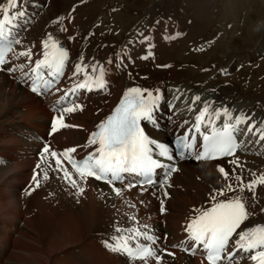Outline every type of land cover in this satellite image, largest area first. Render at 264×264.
<instances>
[{
    "label": "bare ground",
    "instance_id": "6f19581e",
    "mask_svg": "<svg viewBox=\"0 0 264 264\" xmlns=\"http://www.w3.org/2000/svg\"><path fill=\"white\" fill-rule=\"evenodd\" d=\"M25 1H29L32 5L18 0V9L12 10L16 18L10 26V39L18 40L19 43H13V48L5 58V64L1 67V69L10 67L13 71L0 70V264H50L48 253H43L38 248L39 246H36V241L32 236L34 227L28 219L27 211L24 212L23 202L18 195L20 187L30 181V179L27 181L28 173L35 171L32 167L36 163L37 149H43L45 145H48L50 151L61 153L66 148L75 147L76 151L71 155L75 158L82 157L87 153L88 146L86 145L90 134L97 130V126L102 120L106 119L124 91L135 86L151 89L154 94L155 90L159 89L161 99L153 113L156 124L155 126L151 124L146 126L148 136L157 142L166 143L174 135L183 133L184 129L190 128L195 123V116L204 107L205 102L208 103L209 108L202 123L201 132L206 129L211 130L213 126L207 124L208 115H212L214 126L220 128L219 124L223 123V115L220 118L214 116V112L218 108L224 107L229 111L233 110L232 106H235L238 109L237 116L243 115L248 118L246 122L238 125L242 126L246 134L243 136L240 150H237L231 158L213 162L194 161L190 157L181 158L177 160L176 168L178 170L169 174L166 181L164 178L162 183L165 186L163 188L160 186L161 183L157 182L149 187H142L144 189L142 191L130 179L114 184L116 188L120 189L121 194L131 193L150 201L145 215L140 216V223L147 225V232L156 238L151 247L161 256V264H202L203 257L199 251L196 254H191L189 251L181 250L185 247L183 244L186 238L185 224L192 217L194 209L209 206L210 195L214 194L216 189L212 188L213 185L208 181V176H212V173H219V168L230 170L232 166L229 164L238 152L242 161L252 159L264 170V139L260 138L258 131L259 127L264 130V90L258 87L260 92L257 90L256 92L251 87L249 91L242 92V89L239 90L233 86L213 85L212 81L204 79H198L196 83L189 86V80L198 78V74H200L199 71H195L197 69L194 70L191 67V64L200 62L202 65L206 62L207 70L211 71L210 79L225 74L232 75V79H237L252 65L256 66L258 75L263 74L264 76V40L261 37V34L264 33L262 31L264 18L260 17L264 11L261 12L254 1L246 3L254 7L255 10L253 13L244 14L243 24L247 26V32L241 39L245 32L244 26L239 25L241 18L244 17L243 11L236 10L234 13L232 10L233 12L218 15L216 16L217 23L211 28H207L198 25V22L213 18L214 15L203 14L199 0H163L162 4L154 6L153 9L144 7L145 9L140 12L138 18H136L138 13L133 15L135 18H132L131 14L125 17L124 14L116 13V18L120 16L121 21L125 18L126 28L133 26L134 30L129 31L130 29L127 28V35L125 33L122 35V32L118 33L120 44L116 50L107 48L102 51L98 45L83 41V37L81 40L78 39L77 34L74 33V27L67 22V14L64 12L58 14L61 12L62 5L64 6L62 0ZM81 1L83 0H68V12L71 10L73 13L74 7ZM136 1L138 2V0ZM181 1L185 2V6L193 4L192 8L197 15L196 21L193 24L191 19H186L185 23L188 27L193 25L195 27L193 26V29L187 31H173L171 28L174 19L167 14L168 10H172V7L168 6L172 4L175 6ZM203 1L201 7H206L208 0ZM84 2L86 6L93 4L92 0H84ZM142 2L143 0H140V4ZM231 3L234 8L236 2L231 0ZM0 5H6V0H0ZM41 8H43L42 13L39 10ZM186 10L183 9L178 14L187 13L188 10ZM39 12L43 25L38 32L33 34L35 25H38L35 15ZM233 13L234 18L231 19ZM56 14L60 16V19H54L58 16ZM250 14H258V18H260L254 21L248 18ZM184 17L182 16L180 19L182 29ZM27 18L30 20L28 28L32 25V32L25 37L24 32L28 28L22 22ZM230 19L232 20L231 24H227ZM139 21L145 23L142 28H139ZM119 22L117 23L119 26L124 25ZM136 22H138L137 25ZM80 23L82 24V22ZM118 25L115 24L114 29L118 28ZM256 26L259 27V33L254 34ZM21 27L24 32H21ZM120 29L118 28L119 32ZM232 32H238L240 36L237 38L231 35ZM181 34L187 38L185 46L179 41ZM49 35L68 51L69 58L66 61L63 76L54 81L56 86L47 91L43 89L40 96H35L28 91V69L34 67L37 58H43L42 41ZM194 35L195 40L191 43L190 39ZM144 36H147V41L143 39ZM130 41L131 43L127 44ZM22 52L30 53L31 60L21 55ZM149 52L151 55L148 54ZM77 63L83 64L84 70L90 75L92 74V65L96 66L97 73L102 67L105 87L87 94L77 92L76 95L79 96H76L72 102H69L70 97L58 101L64 90L84 79L83 71L79 75H73ZM155 65L163 66L164 69L156 70ZM197 96L199 100H194V97ZM73 103L79 104L81 107L71 113L61 111L62 106H72ZM158 111H160L159 114ZM231 114L234 119L236 113ZM53 117H62V122L65 125L63 127L58 125L55 132L51 130ZM262 121L263 124H261ZM248 124L255 126L253 128L255 135L247 131ZM17 127L19 129H16ZM250 137L255 140V143L261 144L263 151L252 141L250 143ZM45 155L48 162L45 167L52 170L55 177L61 180L69 191L74 193L73 195H77V190L63 176L62 168H67L72 178L76 179L78 185L83 188L82 196L84 193L91 194L97 191L99 187L103 188V192L107 194H116L113 191V185L109 183H98L89 178L81 179L68 168L64 158L61 157L62 164L60 168H57L55 160L51 156ZM128 184L134 186L129 188ZM261 187L264 190V185ZM243 196L251 213L245 224L249 227L264 224V212L259 210V205L253 201L251 193L244 190ZM224 197L231 196L224 195L218 199ZM161 201H163V212L160 211ZM137 242L149 243L143 238L129 241L133 247ZM33 253L38 255L43 253L46 260L31 257ZM168 253H172V255ZM107 254L116 258L113 260L115 264H132L125 255L111 251H108ZM100 264L102 263L100 262ZM135 264H141V262L136 261ZM148 264H156L155 259L149 258ZM204 264L206 263L204 262ZM240 264H248V262L241 260Z\"/></svg>",
    "mask_w": 264,
    "mask_h": 264
},
{
    "label": "snow or ice",
    "instance_id": "6c2138e0",
    "mask_svg": "<svg viewBox=\"0 0 264 264\" xmlns=\"http://www.w3.org/2000/svg\"><path fill=\"white\" fill-rule=\"evenodd\" d=\"M14 9H18V0H6V5H0V41H5L0 44V66L5 64L6 54L11 51L12 44L19 43L15 39L8 40V33H6V26H9L8 31L10 32V26L16 18L12 11ZM143 39L147 41L148 38L144 36ZM42 48L43 58H37L34 67L31 68V91L37 94H41L39 92L41 84L47 91L55 79L63 74L66 61L69 58L68 51L60 46L51 35L42 41ZM148 54L151 55V52ZM21 55L31 60L30 53L22 52ZM84 67L80 63L75 65L73 75H79L83 71L84 79L75 83L69 91L74 93L76 89H103L105 87L104 69L101 67L97 73L96 66L92 65V74L90 75L84 70ZM0 70L13 71L10 67ZM45 73L50 79H44ZM67 95L68 93H65V96ZM160 99L159 89H156L154 94L151 89L129 87L124 91L112 113L102 120L98 124L97 130L88 137L86 146L95 147L88 152L86 157L81 160L73 158L71 154L76 151L75 147H69L63 152L57 153L50 151L49 146L45 145L42 152L55 160L57 168H60L62 164V157L67 160L81 179L94 177L113 185V191L118 196L121 194L120 189L116 188L114 184L121 181L125 173L143 177V183L151 185L155 169L168 167L169 173L178 170L174 163L165 165L159 159L154 158V155H158L170 162L173 161L169 148L165 144L149 138L141 127V121H153V113ZM194 100H199V97H194ZM80 107L79 104L73 103L72 106H62L61 111L71 113ZM208 108L209 105L205 102L204 107L195 116L193 127L197 132H200ZM221 115H223V123L220 128L214 126L212 115H208L207 124L213 126L208 134L201 133L203 143L199 147H197L195 136L189 137L186 134L185 138L180 139L178 141L179 155L181 157L185 154L194 155L196 160L233 155L238 147L235 135L238 132V125L246 122L248 118L238 115L234 122L230 123L233 118L228 109H216L215 118H220ZM62 119V117H53L52 132L57 131L58 125L65 126ZM254 127V125L248 124L247 131L255 135ZM258 131L260 138L264 139V130ZM61 170L72 187L76 188L78 193H82L83 188L78 185L76 179L72 178L68 169L62 168ZM219 171L228 179V174L223 168H219ZM169 173L165 174V181ZM253 175L255 176V174ZM235 180L238 182L239 193H236L234 186L229 183L226 185L227 190L234 194L231 197L218 199V197L224 196V188L217 189L216 194L210 195L209 206L194 209L192 217L185 224L184 250L191 254H196L199 251L203 257L202 264L204 261L206 264H240L241 260H246L248 264H264V224H256L251 227L245 224L251 213L243 196L245 187L254 193L258 184L264 185V174L249 180L247 185L238 175L235 176ZM33 181L38 184L35 175ZM133 186V184L127 185L129 188ZM160 186L163 188L165 184L161 183ZM141 190L144 189L141 188ZM160 211H164L163 201H161ZM129 219L134 220L135 217L130 216ZM144 227L147 228V225ZM116 232L121 235L114 238V243L105 242V247L109 251L125 255L132 264H135L136 261L148 264L149 258L155 259L156 264H161V256L150 246L155 243L156 238L149 232H140L137 227L128 229L117 227ZM124 232L130 233V235L124 236ZM140 237L149 243L137 242L134 247L130 245L129 241L137 240ZM168 254L172 255V253Z\"/></svg>",
    "mask_w": 264,
    "mask_h": 264
},
{
    "label": "rangeland",
    "instance_id": "374dc122",
    "mask_svg": "<svg viewBox=\"0 0 264 264\" xmlns=\"http://www.w3.org/2000/svg\"><path fill=\"white\" fill-rule=\"evenodd\" d=\"M21 1L27 5H32V3H30L29 1ZM67 1L68 0H62L64 6L62 5V8H60L61 12H59L58 14L63 12L67 14V22H69L74 27V33L77 34L78 39L80 38L81 40V38L83 37V41L95 46L98 45L100 47V50L105 51L107 48L116 50L119 47L120 41L118 40V33L122 32V35L124 33L125 35H127V28L128 30L130 29L129 31L134 30L133 26H128L126 28L125 18H123V21H121L120 16L119 18H116V13L124 14L125 17L130 16V14L132 17L133 15L135 16V14L138 13L136 16V18H138L140 16V12H142L145 8L153 9L156 6L162 4L163 0H143L141 4L140 0H138V2L136 0H92L93 4L89 6H86L83 0L74 7L75 9L73 10V13L71 10L68 12L67 7L69 6V4L67 3ZM144 1L149 2L145 3ZM233 1L236 2V6L234 8L232 6L231 0H208V5L206 7H201V4L204 1L199 0L200 8L203 14L214 15V17L207 18L205 21H199L198 25L211 28L212 25L217 23L218 18L216 16L223 15L228 12H233L232 10H234V13L236 12V10L241 12L243 11V16L247 12L253 13L255 8L246 4L253 1L255 2L256 7H258L261 12L264 11V0ZM185 5V2L181 1L178 2L175 6L174 4L168 6L172 7V10H168L169 12L167 14H169L170 17L172 16L174 19V24L171 28L173 31H187L193 29V26L195 27V25L188 27L185 23L186 19H191L193 24L196 21L197 15L194 13V9L192 8L193 4L191 6ZM183 9H187L188 12H182L178 14ZM40 10L42 13L43 8H41ZM156 11L157 9L155 10V12ZM234 13L232 14V18L230 16L231 19L234 18ZM134 16L132 18H135ZM182 16H185L183 19L184 24L182 23L183 29L180 26V19ZM258 16V14H250L248 18L254 21H257L260 17L264 18V14H262L259 18ZM35 18L38 25H35L36 28L33 34L35 32H38L43 25V23H41L42 21L40 18V14L35 15ZM56 18L60 19V16L58 15L54 17V19ZM118 19L119 21L124 23V25L119 26L117 24L119 22L117 21ZM231 19L227 21V24H231ZM244 20L245 16L241 18L240 22L239 19H237V22H239V25L244 26ZM80 22H82V24ZM22 23L25 24L27 28L30 25L26 23V21ZM137 23L138 22H136L135 24L137 25ZM115 24L118 25V28H121L120 32L118 28H116L117 30L114 29ZM144 24V21H139V28H142ZM122 29L124 30V32ZM20 30L21 32H24L22 30V27ZM244 30L245 32L241 39L245 37L247 26H244ZM262 31H264V29H262ZM30 32H32V25L24 32V36L26 37ZM237 33L238 32H232L231 35L238 38L240 34L238 33L237 35ZM253 33H259L258 26H256ZM261 37L264 40V33L261 34ZM194 40L195 35L190 39V42L192 43ZM179 41L182 45L184 44L183 46H185L187 38L181 34V38ZM129 43H131V41L127 42V44ZM176 61L177 60H175V62ZM191 67L194 70L197 69L195 71H199L198 73L200 74H198V78H191L189 80V86H191L193 83H196L198 79H204L207 81H212L211 83L213 85H223L226 87L233 86L234 88H237L239 90L242 89V92L249 91L251 87L254 91L257 90L258 92H260V89L264 90V76L263 74H257L255 65L249 67V70H246L242 76L237 78L238 80L236 78L232 79V75L226 74L215 76L210 79L211 71L207 70L206 62H204V64L202 65H200V62L192 63ZM160 68L161 70L164 69L163 66L155 65L156 70ZM248 80L251 82H249ZM258 87L260 89H258ZM223 108L224 107H222V109ZM261 124H263V121L261 122ZM16 129H19V127H17ZM42 150V148H39L35 153L36 163L35 166L32 167V169L35 171L30 174L28 173L27 178V181L29 179L30 181L24 183L20 187V189L18 190V193L20 194L17 193L23 202V210L24 212L27 211L26 213H28V219L34 227V233L32 234V236L36 241V246L38 245L39 247H37L41 249L43 253H48V255L50 256V260H48V262L50 264H100V262L102 264H115L113 260H116V258H113L110 255L109 256L111 258L108 256L107 253L109 249L105 247V242L109 244L114 243V238L118 235H121V233L116 232L117 227L121 229H128L129 226L133 225L134 227H137L140 232H147L148 227L145 228L144 225L140 223V219L143 215H145L146 210L150 206V201L131 193L128 194L129 196L127 195V193L120 194L119 196L117 194H107L103 192V188L101 187H99L100 189L98 188L97 191L92 192L91 194L84 193V196H82V193L77 192L76 194L78 196H75L73 195L74 193L70 192L61 180L55 177L53 172H51L52 170L45 167L47 166L48 162L46 160V155L43 154ZM241 159L242 157H240V153L238 152L237 155L233 158L232 162L229 164L232 166L231 169H224L228 174V179H226L225 176L220 172L212 173V176L214 177L209 175V179H207L213 185L212 188H215L216 190L224 188V195L232 196L234 193L228 191L226 185L231 183L234 186L235 192L238 193L239 188L237 187L238 182L235 180L236 175L240 176L243 183L247 185L249 180L259 177L260 174L264 173V170H262L260 165L258 163H255L254 160L250 159L247 161H242ZM37 165H39L38 171ZM227 166H225V168H227ZM39 170L41 171L39 172ZM253 174H255V176ZM34 175L38 184L33 181L32 176ZM261 186L262 184H258L254 189V193L252 191H249L247 187H245V190L251 193L253 201H256L258 203L259 210L264 209V190L261 189ZM14 190L17 191L16 189ZM214 194H216V191L214 192ZM130 216L135 217V219L130 220ZM139 226L142 228V231L140 230ZM123 235L128 236L130 235V233L124 232ZM43 253L39 255L33 253L31 257L34 256L39 259L46 260V257L43 255ZM99 258L101 260H98Z\"/></svg>",
    "mask_w": 264,
    "mask_h": 264
}]
</instances>
